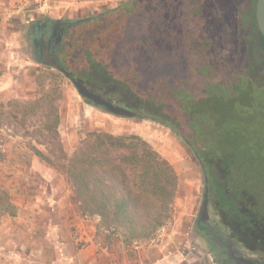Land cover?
Listing matches in <instances>:
<instances>
[{"label": "trees", "instance_id": "trees-1", "mask_svg": "<svg viewBox=\"0 0 264 264\" xmlns=\"http://www.w3.org/2000/svg\"><path fill=\"white\" fill-rule=\"evenodd\" d=\"M256 1L125 0L108 12L67 21L71 41L57 55L58 70L93 82L105 74L151 101L146 117L185 141L207 189L217 188L235 215L241 214L246 174L264 173V37L256 24ZM50 94L43 92L37 103L44 109L46 133L58 137V108ZM58 150L66 158L60 142ZM216 155L220 161H214ZM66 161L83 211L107 227L137 241L164 224L177 177L139 135L89 131ZM216 164L231 171L225 178L231 191L219 183ZM7 206L5 212L12 203ZM252 211L249 219L257 215Z\"/></svg>", "mask_w": 264, "mask_h": 264}, {"label": "rangeland", "instance_id": "rangeland-1", "mask_svg": "<svg viewBox=\"0 0 264 264\" xmlns=\"http://www.w3.org/2000/svg\"><path fill=\"white\" fill-rule=\"evenodd\" d=\"M123 1L0 0V264H218L195 229L205 199L202 167L181 137L146 117L153 103L137 97L128 85L98 74L94 84L106 83L111 98L130 107L146 105L133 116L107 112L82 98L65 71L38 60L29 42L38 22L85 18ZM70 41L65 34L61 46ZM42 91L55 99L58 137L43 128L44 109L37 103ZM93 130L139 135L172 166L175 196L164 224L150 237L126 239L120 229L84 212L75 197L64 166ZM58 142L66 158L59 156ZM216 174L224 188H234L225 183L230 170L216 164ZM246 175L249 183L240 188V206L257 211L250 218L252 226H264V173ZM8 202L12 207L5 212Z\"/></svg>", "mask_w": 264, "mask_h": 264}, {"label": "flooded vegetation", "instance_id": "flooded-vegetation-1", "mask_svg": "<svg viewBox=\"0 0 264 264\" xmlns=\"http://www.w3.org/2000/svg\"><path fill=\"white\" fill-rule=\"evenodd\" d=\"M67 24L65 20H43L32 26L29 42L32 50L37 54L36 58L38 60L44 59L45 52H48L51 60L58 63L57 55L67 31ZM67 75L69 78L81 79L89 89L120 106L127 107L134 115L145 109L146 105L140 106L137 103L130 107L125 101L111 98L106 83L95 85V82L80 76L75 71H68ZM216 192L217 188H215V191L214 189L213 191L207 189V213L200 212L195 220L197 235L206 240L205 242L208 244L207 253L215 255L218 264L264 262V226H249L248 221L251 220L248 219V216L253 215V211L250 208L240 207L238 209L240 215L231 213L228 206L217 196Z\"/></svg>", "mask_w": 264, "mask_h": 264}, {"label": "water", "instance_id": "water-1", "mask_svg": "<svg viewBox=\"0 0 264 264\" xmlns=\"http://www.w3.org/2000/svg\"><path fill=\"white\" fill-rule=\"evenodd\" d=\"M255 19L256 24L258 27L259 32L264 37V0H257L255 4ZM45 64H49L53 66L54 68H59L58 64L55 60H51L48 52H45V58L42 59ZM70 80L72 81L73 85L79 92V94L84 98L85 100L90 101L91 103L98 105L102 107L105 111L110 112L115 115L120 116H133L131 110H129L127 107L120 106L110 99L101 96L99 93L89 89L87 86H85L81 79L78 78H72L70 77ZM205 199L202 202L201 205V212L203 214L207 213V187L205 188ZM253 264H264V262L260 263H253Z\"/></svg>", "mask_w": 264, "mask_h": 264}]
</instances>
